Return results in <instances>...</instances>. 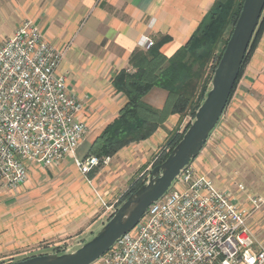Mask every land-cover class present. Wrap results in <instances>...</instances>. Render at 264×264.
Returning <instances> with one entry per match:
<instances>
[{"label":"crops","instance_id":"0c3cea01","mask_svg":"<svg viewBox=\"0 0 264 264\" xmlns=\"http://www.w3.org/2000/svg\"><path fill=\"white\" fill-rule=\"evenodd\" d=\"M215 2L71 0L45 10L38 23L47 40L65 51L59 73L67 75L69 90L84 103L80 120L93 129L94 138L114 122L126 104L112 80L130 69L136 50H145L141 39L169 37L161 52L172 58ZM167 97L165 90L153 88L144 100L162 110ZM179 122L180 116H170L151 138L119 151L111 165L125 167L127 172L143 167ZM212 142L216 143L215 158L202 159V153L193 164L200 163L197 169L202 175L212 179L217 188L231 192L242 207L253 209L250 197L264 199V33L206 146ZM85 153L86 147L81 146L75 157L82 159ZM73 159L49 166L27 163V182L0 191V261L34 247L80 238L102 218L105 200L97 191V170L85 177ZM248 226L260 251L264 248V204L252 212Z\"/></svg>","mask_w":264,"mask_h":264},{"label":"built area","instance_id":"2783aa9c","mask_svg":"<svg viewBox=\"0 0 264 264\" xmlns=\"http://www.w3.org/2000/svg\"><path fill=\"white\" fill-rule=\"evenodd\" d=\"M153 45L151 38L141 39L143 49ZM64 56L32 21L0 46V191L27 182V163L49 166L74 156L86 177L111 161L75 157L88 127L80 120L84 103L59 73ZM249 201L253 209L191 165L95 264H264V248L256 250L248 226L264 199Z\"/></svg>","mask_w":264,"mask_h":264},{"label":"trees","instance_id":"16d2710c","mask_svg":"<svg viewBox=\"0 0 264 264\" xmlns=\"http://www.w3.org/2000/svg\"><path fill=\"white\" fill-rule=\"evenodd\" d=\"M244 1L216 0L197 31L172 58H167L161 52L163 46L171 40L169 37H160L154 40L150 48L134 52L130 58V69L122 70L112 80L113 88L126 98V104L114 122L95 139L89 156L113 157L125 147L148 140L164 126L170 116L178 115L180 122L169 131L165 142L169 152L162 155L154 168L161 165L191 125L188 123L181 130L183 120L187 117L192 121L195 119L210 91L214 72L241 14ZM263 33L264 12L232 96ZM153 88H161L168 94L162 110L152 108L144 100ZM143 181L135 182L125 200L144 185Z\"/></svg>","mask_w":264,"mask_h":264},{"label":"water","instance_id":"95a60500","mask_svg":"<svg viewBox=\"0 0 264 264\" xmlns=\"http://www.w3.org/2000/svg\"><path fill=\"white\" fill-rule=\"evenodd\" d=\"M264 12V0H245L241 14L214 72L210 91L195 119L167 159L146 184L130 195L105 226L72 253L41 255L11 264H95L140 223L180 174L199 157L221 120L233 93L251 41Z\"/></svg>","mask_w":264,"mask_h":264},{"label":"rangeland","instance_id":"374dc122","mask_svg":"<svg viewBox=\"0 0 264 264\" xmlns=\"http://www.w3.org/2000/svg\"><path fill=\"white\" fill-rule=\"evenodd\" d=\"M70 1L71 0H0V46L5 44L16 33V31L22 28L24 24L28 21H32L39 28L41 33L44 34L43 30L40 28V24L38 23L39 17L43 13H45V10L49 7L59 8L61 7L60 5H67L68 3H70ZM100 1L101 0H98V3H100ZM221 47L222 45H220V48ZM60 51L64 52L65 54L64 50ZM192 122L193 121L190 117L185 118L182 122L181 130H183L188 123ZM98 131L99 128L97 132ZM95 135L96 134L95 132H93V129L92 131L88 129V133L85 137V140L80 145V147H86V156H89L91 145L99 136L98 135L96 138H94ZM212 143L209 146H205V148L201 152V154L203 153L202 156L201 154L199 155L202 157V159H209V156H213L215 158L214 147L216 143ZM168 152L169 149L166 148L164 143L148 158L147 163L143 165V167L139 168L138 170L128 172L125 170V167L120 169L115 165H111L112 157H110L111 161L108 164H101L99 168L96 169V173L100 177V186L97 187V191L100 197L105 200L103 204L104 215L96 224H94V227L91 229V231H88L86 235L80 238L70 240L68 242H64L58 245L47 244L44 246L42 245L34 247L32 249H28L26 253L22 255L0 261V264H11L14 262L22 261L28 258L41 255L75 252L84 243L91 240L105 226V224L109 221L112 215H114V213L128 199L127 198L125 200V196L128 194V192L136 181L144 179V184L148 182L151 173L154 169V165L161 159L164 153ZM200 165V163H196V165L192 164V168L199 174L201 173L198 171L197 168ZM254 237L257 242V245H259L260 243L258 242L257 237L255 235Z\"/></svg>","mask_w":264,"mask_h":264}]
</instances>
